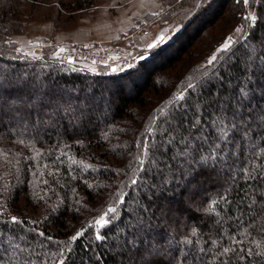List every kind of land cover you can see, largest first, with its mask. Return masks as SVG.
Here are the masks:
<instances>
[{
  "label": "trees",
  "instance_id": "16d2710c",
  "mask_svg": "<svg viewBox=\"0 0 264 264\" xmlns=\"http://www.w3.org/2000/svg\"><path fill=\"white\" fill-rule=\"evenodd\" d=\"M100 2L0 0V264H264V0H184L171 41L117 72L5 44L26 11ZM58 92L78 104L76 124L51 116L70 108ZM201 129L193 155L209 159L184 162Z\"/></svg>",
  "mask_w": 264,
  "mask_h": 264
},
{
  "label": "rangeland",
  "instance_id": "374dc122",
  "mask_svg": "<svg viewBox=\"0 0 264 264\" xmlns=\"http://www.w3.org/2000/svg\"><path fill=\"white\" fill-rule=\"evenodd\" d=\"M183 1L174 0L170 4L166 0H101L89 9H79L74 12H55L53 9L36 13L26 11L23 27L7 35L4 41L20 55L32 58L46 56L62 63H67L63 61L67 53L76 54L78 49L82 48L85 58L91 59H82V56H78L74 63L71 62L74 66L97 73L104 70L117 72L126 61H144L156 48L171 41L180 27V23L176 20L177 9L179 10ZM249 14L257 17L255 10H251ZM250 24L253 25L251 21ZM238 27H243V31L237 33L234 30L228 36L232 37L231 46L244 35V26ZM225 41L218 46V49ZM89 44H95L96 47L88 50ZM108 44L118 46L122 50V55L119 57L115 55L113 61L104 63L102 62L105 56L103 46ZM132 49L135 50V54L131 53ZM16 81L20 83L19 80ZM69 90L74 91L72 88ZM58 96L59 100L66 101L70 108L65 109L61 105L57 107L58 110L48 107L51 116L55 117L58 111L63 110L62 113L76 124L79 120L78 104L66 97L63 92H58ZM73 209L78 211L81 218L87 213H92L86 211L88 208L81 203L74 204ZM118 231L114 238L120 243ZM29 250L28 253H33L32 249Z\"/></svg>",
  "mask_w": 264,
  "mask_h": 264
},
{
  "label": "snow or ice",
  "instance_id": "6c2138e0",
  "mask_svg": "<svg viewBox=\"0 0 264 264\" xmlns=\"http://www.w3.org/2000/svg\"><path fill=\"white\" fill-rule=\"evenodd\" d=\"M237 2H240V0H237ZM243 3L247 6V5L249 4V0H243ZM244 20H245V21H249V20H250V21L252 22V24L254 25V24L256 23L257 17H255V16H245V17H244ZM235 31H236L237 33H240V32L243 31V27H238V28L235 29ZM231 42H232V37H228V39L225 41V43L222 45V47H221L220 49H218L217 51H226V50L231 46ZM216 59H217V57H216L215 55H213V56L208 60V64H212L213 61H215ZM69 62H71V61H69ZM193 87H194V85H192V84H189V85H188V88H193ZM241 93L244 94V95H246V94L244 93L243 89H241ZM176 99H177V100H182V99H184L183 94H181L180 96L176 97ZM233 115L236 116V115H238V113H234ZM197 124H198V120L193 124V127H196ZM240 124L242 125L243 122L241 121ZM237 126H238V125H237L236 123H233V124H232V128H233V129H235ZM246 134H247V133L245 132V135H246ZM220 135L223 136L225 139L227 138V136H228V131H227V129H226L225 127H221V128H220ZM206 139H207L206 136L203 135V129H201V135L194 137L192 140H184V141H183V144H184L183 151H178V152H177V156H178V157H182V158H183V161H184V162H187V163H189V164H195V163H203V162H206V161L209 159V157H207V156H201V157H200V161H196V160H195V157H194V155H193V153L197 151V146H196L195 141L205 142ZM216 147L219 148V145H216ZM145 148H147V145H146V144H145ZM212 158L214 159V158H215V155H213ZM141 163H142V162H141ZM136 182H137L136 180H133V181H132L133 184H135ZM120 203L123 204V203H124V200L121 199V200H120ZM116 211H117L116 208H114V207H109V208L107 209L106 213L104 214V216H101L98 220H96L95 223H96L99 227H101V228L105 227L106 225L109 224V220H108V219H105V216H107L108 213H115ZM12 220H13L14 223L17 222V218H16V217H13ZM193 231H195V230H193ZM82 234H83L82 231H78L75 235H73V236L71 237V240H72V241H76L77 238L80 237ZM41 235H43V234L41 233ZM95 238H96L97 240H103V239H105V237H103V236L100 235V234H97ZM49 239H51V238H49ZM129 243H131V242L129 241ZM225 251H227V249H226ZM61 264H63V261H61Z\"/></svg>",
  "mask_w": 264,
  "mask_h": 264
},
{
  "label": "built area",
  "instance_id": "2783aa9c",
  "mask_svg": "<svg viewBox=\"0 0 264 264\" xmlns=\"http://www.w3.org/2000/svg\"><path fill=\"white\" fill-rule=\"evenodd\" d=\"M95 44H89V46L87 47L88 50H92L94 49ZM103 49H105V56L103 57L104 59L102 60V62L104 63H107V62H111L113 61V56H117L119 57L120 55H122V50L118 47V46H111L110 44L108 45H104L103 46ZM131 53L135 54V50L132 49L131 50ZM78 56H82V59H87V60H90L91 58L90 57H87L85 58V55L82 53V48L78 49V52L75 54V53H72V52H69L65 55V57H63V61L65 62H75L76 59L78 58ZM70 62V63H71ZM84 63V60L82 61Z\"/></svg>",
  "mask_w": 264,
  "mask_h": 264
}]
</instances>
